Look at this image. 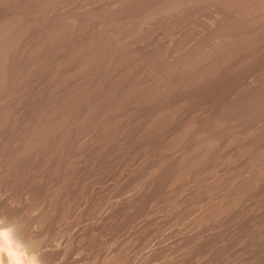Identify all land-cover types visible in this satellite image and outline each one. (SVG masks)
Returning <instances> with one entry per match:
<instances>
[{
	"label": "rangeland",
	"instance_id": "1",
	"mask_svg": "<svg viewBox=\"0 0 264 264\" xmlns=\"http://www.w3.org/2000/svg\"><path fill=\"white\" fill-rule=\"evenodd\" d=\"M0 36V215L45 259L264 264V0H0Z\"/></svg>",
	"mask_w": 264,
	"mask_h": 264
},
{
	"label": "bare ground",
	"instance_id": "2",
	"mask_svg": "<svg viewBox=\"0 0 264 264\" xmlns=\"http://www.w3.org/2000/svg\"><path fill=\"white\" fill-rule=\"evenodd\" d=\"M1 216L2 215H0V228H3L4 230L9 232V240L7 241L8 247L4 250H0V264H8V261L12 259L37 261L38 264H52V262L44 258L43 253L40 250L41 248L39 249L38 247L35 246V244L32 245L33 243L30 244L25 239L23 235L24 233L22 232L23 233L22 234L20 232L21 230H18L20 228H17L16 225H14V223L12 224L8 222L5 219L6 217H1ZM55 252H57V250L54 251V253Z\"/></svg>",
	"mask_w": 264,
	"mask_h": 264
},
{
	"label": "clouds",
	"instance_id": "3",
	"mask_svg": "<svg viewBox=\"0 0 264 264\" xmlns=\"http://www.w3.org/2000/svg\"><path fill=\"white\" fill-rule=\"evenodd\" d=\"M9 240V232L0 228V250H4L8 247L7 241ZM8 264H38L37 261H26L23 259H12L8 261Z\"/></svg>",
	"mask_w": 264,
	"mask_h": 264
}]
</instances>
